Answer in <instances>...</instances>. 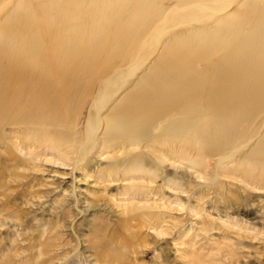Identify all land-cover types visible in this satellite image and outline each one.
<instances>
[{
	"label": "rangeland",
	"instance_id": "rangeland-1",
	"mask_svg": "<svg viewBox=\"0 0 264 264\" xmlns=\"http://www.w3.org/2000/svg\"><path fill=\"white\" fill-rule=\"evenodd\" d=\"M20 1L0 3V27ZM222 3L218 12L193 6L195 18L167 28L158 41L146 42L171 14L169 7L143 35L144 43L122 52L113 45L124 34L128 13L118 2L112 4L113 22L100 20L99 34L87 40L89 46L103 43L100 60L111 67L96 77L92 93L76 104L75 113L60 123L0 122V264H264V154H255L264 141V111L228 141V149L205 157L199 148L203 144L209 150V144L176 128L183 122L175 114L177 106L168 118L155 119L153 127L113 136L101 126L95 142L87 141L92 102L107 78L121 71L125 75L143 61L102 109L103 118H113L164 50L197 32L243 34L254 28L264 10V0ZM84 5L95 3L86 0ZM240 19L241 25L231 23ZM235 45L196 60V69L211 77ZM77 49L86 51L84 45ZM77 61L82 64L81 57L75 58L70 72ZM86 75L85 68L75 74L81 79ZM195 97L200 99L194 113L199 120L206 110L204 95ZM206 127L198 121L197 128ZM189 137L196 139L195 145L185 144ZM129 138L138 142L124 145Z\"/></svg>",
	"mask_w": 264,
	"mask_h": 264
},
{
	"label": "bare ground",
	"instance_id": "bare-ground-1",
	"mask_svg": "<svg viewBox=\"0 0 264 264\" xmlns=\"http://www.w3.org/2000/svg\"><path fill=\"white\" fill-rule=\"evenodd\" d=\"M37 1L21 0L17 10L0 27V122L29 119L32 122L28 123L34 124L48 120L60 123L75 113L76 104L80 105L81 100L92 93L96 77L106 74L111 67L100 60L103 43L96 41L89 46L87 40L99 34L100 20L113 22L116 14L112 4L118 2L128 13L124 34L113 45L120 52L134 47L137 42L144 43L143 35L149 33L151 25L169 7L171 14L146 42L158 41L167 28L195 18L190 13L194 7L210 12L224 8V0H212L211 4L207 2L210 0H138L132 4L122 0H93L95 5L90 8L85 7L86 0H50L46 5ZM191 2L196 5H190ZM98 12L103 14L100 19ZM242 22L240 19L231 23L241 25ZM126 37L130 40L124 41ZM232 43L235 47L222 57L211 77L196 69V60L213 56L221 46ZM80 45H84L86 51L80 52L77 49ZM77 57L82 58V64L77 61L74 71L80 74L85 68L87 75L83 79L69 71ZM142 62L125 75L121 71L116 77L107 78L104 90L97 91L88 120V143H93L101 126L110 128L113 136L131 134L142 126L153 127L155 119L169 116L177 106L175 114L183 122L176 128L182 132L187 130L192 136L196 133L203 138L205 146L209 144V150L203 144L200 146V155L221 152L229 148L227 143L237 132H244L252 119L264 111V10L254 28L243 34L238 30L224 36L219 31L197 32L187 35L176 47L164 50L140 83V89L126 97L116 117L103 118L101 111L111 96ZM94 65H97L94 70H98L95 75ZM200 94L204 95L206 109L199 117L207 125L204 130L197 128L199 120L194 115L195 105L200 102L195 96ZM62 104V110H57ZM195 140L186 138L185 144L195 145ZM137 142V138H129L123 144ZM184 153L183 150L182 155ZM255 154H264V141ZM247 171L251 172V167Z\"/></svg>",
	"mask_w": 264,
	"mask_h": 264
}]
</instances>
